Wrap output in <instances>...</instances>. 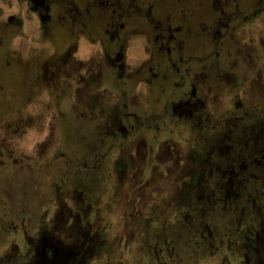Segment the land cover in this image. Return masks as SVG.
<instances>
[{
  "label": "flooded vegetation",
  "instance_id": "obj_1",
  "mask_svg": "<svg viewBox=\"0 0 264 264\" xmlns=\"http://www.w3.org/2000/svg\"><path fill=\"white\" fill-rule=\"evenodd\" d=\"M197 1L183 4L202 5L188 9L200 33L162 21L164 0H0V54L28 38L20 73L37 60L41 85L62 75L89 124L62 127L87 156L0 264H264V55L236 38L264 22V0H212L214 24ZM52 45L66 47L45 63ZM37 97L25 118L41 134L52 106ZM56 117L50 133L68 114ZM3 232L17 224L0 219Z\"/></svg>",
  "mask_w": 264,
  "mask_h": 264
},
{
  "label": "rangeland",
  "instance_id": "obj_2",
  "mask_svg": "<svg viewBox=\"0 0 264 264\" xmlns=\"http://www.w3.org/2000/svg\"><path fill=\"white\" fill-rule=\"evenodd\" d=\"M172 2L174 3L172 4ZM197 2H206L205 7L211 17L210 19L207 16V19L214 24L217 12L214 10L212 0ZM164 3L165 5L161 7L162 21L168 20L172 28H181L182 30L179 33H200V29L203 27L202 24L206 21L202 18V15L198 17V20L194 21L193 18L188 16V9L192 10L194 8L201 13L202 5H199V7L197 5L193 6L191 3L185 5L183 0L179 2L177 0H164ZM262 20H264V16H262ZM251 25V30L245 35L239 33L245 26L238 27H242L239 32L232 31L231 33H236L237 42L241 36L243 45L254 46L256 48L255 55L262 58L264 49L262 53V43L260 41L261 38L264 40V22H254ZM208 26L206 25V27ZM192 27L194 32L191 31ZM0 38L4 41L5 36L2 35ZM29 43L28 38L11 37L4 44V50L7 52L0 54V219L8 218L16 223L18 227V234L1 233L0 249L5 244H10L14 238L23 239L21 233L22 223L24 226L31 225V222H35L39 218L49 204L50 199L56 194V185L62 177H66L68 169L73 165L72 163L77 162L75 158L81 161L86 158L88 153L79 152L78 149H75L76 135L73 131L66 134L62 128L65 126L75 129L74 126H81V122H83L84 126L88 121L81 119V114L78 112L80 106L74 100V87L65 89L64 84H62V75L58 81L48 82V87L35 81L38 76L40 77L41 71L39 68L40 61L38 62L37 60H35L36 63L34 65L30 66L28 71L22 70L20 73V69L15 62L17 56L13 53L16 50L19 53L21 51V55L24 56L25 52L27 53L28 49L30 50ZM202 44L211 45L205 38ZM237 46L241 45L237 44ZM63 49L62 45L60 47L52 45L51 50L45 54L47 56H39H45V63L55 62L57 60H54V58L60 59ZM233 50L236 49L233 48ZM244 53H248V51L244 50ZM243 57L245 59H240L237 66L241 75H243L244 70L248 80H251L256 77V74L253 69H249L248 65H246L249 60H246L245 56ZM23 58L28 59L27 55ZM258 61V65L261 66L262 61ZM7 62L11 64L9 68L5 67ZM228 62H231V59ZM49 71L51 72V77L62 73V69L56 71L49 67L47 69L48 76ZM262 71L264 76L263 68ZM30 93L36 94L34 101L27 100V96ZM62 93L65 94L64 97ZM37 94L42 98L45 97V100L42 101L46 102V105L51 103L52 106L50 111L45 112L46 124L41 134L36 129H30L26 125L25 118L27 109L30 110L34 102L39 99ZM62 108L68 114V117L61 119L60 126H57L53 133H50L49 124L51 122L55 124L57 117L54 120L53 118L58 113H62ZM46 141L47 147L43 150V144ZM60 154H62V157H59ZM119 213V210H115L113 211V216H119ZM115 225L116 223L114 227ZM116 230L122 232L123 228L120 226Z\"/></svg>",
  "mask_w": 264,
  "mask_h": 264
}]
</instances>
